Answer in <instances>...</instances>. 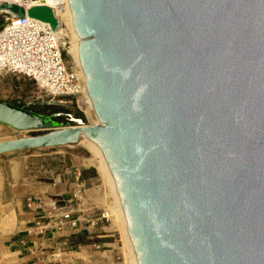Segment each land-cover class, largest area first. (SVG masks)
I'll return each instance as SVG.
<instances>
[{
	"label": "water",
	"instance_id": "obj_1",
	"mask_svg": "<svg viewBox=\"0 0 264 264\" xmlns=\"http://www.w3.org/2000/svg\"><path fill=\"white\" fill-rule=\"evenodd\" d=\"M68 6L96 120L64 124L0 98L1 122L42 130L0 139V153L82 132L106 163L137 264H264V0ZM28 13L61 37L50 5Z\"/></svg>",
	"mask_w": 264,
	"mask_h": 264
},
{
	"label": "rangeland",
	"instance_id": "obj_2",
	"mask_svg": "<svg viewBox=\"0 0 264 264\" xmlns=\"http://www.w3.org/2000/svg\"><path fill=\"white\" fill-rule=\"evenodd\" d=\"M5 19L6 15L0 14V23ZM59 31L66 58L70 63L67 49L69 30L60 22ZM0 98L21 102L24 107L32 106L37 112L54 113V117L64 124L93 122L82 99L75 97L71 101L60 95L49 94L33 78L24 74L0 70ZM76 110L81 111L86 119L76 116ZM40 131L42 130H18L0 121V139ZM93 158L94 154L87 147L76 142L0 153V160L6 166L20 161L23 168L30 171L48 170L54 175L60 171L67 172L74 182H81L86 190V199L82 206L88 208V217L101 216L96 223H88L86 227L70 235L67 244L60 250L55 249L54 255L51 254L53 248H49L44 254L42 264H48L45 262L48 256L52 261L54 257H58L57 264H130L121 226L110 209L114 204V195L92 162Z\"/></svg>",
	"mask_w": 264,
	"mask_h": 264
},
{
	"label": "built area",
	"instance_id": "obj_3",
	"mask_svg": "<svg viewBox=\"0 0 264 264\" xmlns=\"http://www.w3.org/2000/svg\"><path fill=\"white\" fill-rule=\"evenodd\" d=\"M2 2L19 4L23 6L24 13L8 11L10 14L6 15L4 24L0 26V70L27 75L49 94L80 98L85 89L82 76L78 70L69 68L58 30L50 21L28 13V9L34 5L48 4L53 11L55 5L47 0H0ZM3 11L0 10V14ZM75 183L70 195L62 201L33 195L26 197V205L34 212V218L25 228L26 234L19 239L22 249L38 252L41 258L49 247L41 246V239L48 232L65 235L86 227L88 223H96L101 218L88 217V208L82 206L86 190L81 182ZM30 237L32 242H29ZM54 247L52 255L58 248Z\"/></svg>",
	"mask_w": 264,
	"mask_h": 264
},
{
	"label": "crops",
	"instance_id": "obj_4",
	"mask_svg": "<svg viewBox=\"0 0 264 264\" xmlns=\"http://www.w3.org/2000/svg\"><path fill=\"white\" fill-rule=\"evenodd\" d=\"M75 184L67 172L54 175L48 170L30 171L23 168L20 161L6 166L0 160V264H42L44 255L40 258L38 252H29L19 244V239L26 234L25 228L34 218V212L26 205V197L33 195L62 201L70 195ZM76 231L65 235L48 232L41 239V246H49L46 252L52 246L60 250ZM53 259L48 256L45 262L57 264L58 257Z\"/></svg>",
	"mask_w": 264,
	"mask_h": 264
},
{
	"label": "bare ground",
	"instance_id": "obj_5",
	"mask_svg": "<svg viewBox=\"0 0 264 264\" xmlns=\"http://www.w3.org/2000/svg\"><path fill=\"white\" fill-rule=\"evenodd\" d=\"M47 2L51 5H55L54 14L56 18L59 20V22L65 24V26L69 30L70 39H69V44H68L67 49L69 53L70 65L72 69L78 70L81 74L80 64H79V60H78L77 52H76V45H77V41L79 37L74 30V26H73L71 14H70L69 6H68V0H47ZM61 2L63 3L59 5V3ZM80 99H82L86 110L90 111L92 115V120L93 122H95L96 120L95 114L93 112L89 98L85 92V89H84V93L81 94ZM75 140H76V143L87 147L94 154V158L92 159L93 160L92 162L97 167L98 172L101 175V177L109 184L111 191L114 195V204L110 207V209L113 211L115 218L118 219L119 225L121 226L122 234L124 237V242L126 245V253H127L128 259L130 261V264H137L134 251H133V247L130 241V237L126 229L124 216L122 214V210L120 207L118 194L115 190L113 181L109 175L106 163L102 155L98 152V150L92 143V140L87 135L83 134L82 132H77L75 135Z\"/></svg>",
	"mask_w": 264,
	"mask_h": 264
},
{
	"label": "trees",
	"instance_id": "obj_6",
	"mask_svg": "<svg viewBox=\"0 0 264 264\" xmlns=\"http://www.w3.org/2000/svg\"><path fill=\"white\" fill-rule=\"evenodd\" d=\"M1 14L9 15L10 12H8V11H3V12H1ZM5 20H6V19H5ZM5 20H3V21L0 23V26H2V25L4 24ZM63 52H64V54H65V51H64V50H63ZM65 55H66V54H65ZM12 102L15 103V104H18V105L24 106V105H22L21 102H18V101H12ZM29 108L36 110V109H35L34 107H32V106H30ZM74 114H75L76 116L82 118L83 120L86 119L85 115H84L81 111L76 110V111H74ZM66 124H69V123H66Z\"/></svg>",
	"mask_w": 264,
	"mask_h": 264
},
{
	"label": "flooded vegetation",
	"instance_id": "obj_7",
	"mask_svg": "<svg viewBox=\"0 0 264 264\" xmlns=\"http://www.w3.org/2000/svg\"><path fill=\"white\" fill-rule=\"evenodd\" d=\"M61 97H63L64 99H69V100H71V101H73L74 100V96H72V95H60ZM27 108H29V107H27ZM29 109H31V108H29ZM33 110V109H32ZM50 113V112H49ZM53 114V116H55V114L54 113H52Z\"/></svg>",
	"mask_w": 264,
	"mask_h": 264
}]
</instances>
